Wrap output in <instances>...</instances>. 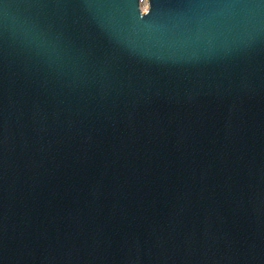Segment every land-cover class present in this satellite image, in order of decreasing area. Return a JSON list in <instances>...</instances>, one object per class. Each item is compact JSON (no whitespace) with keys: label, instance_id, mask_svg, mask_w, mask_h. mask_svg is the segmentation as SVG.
<instances>
[{"label":"water","instance_id":"obj_1","mask_svg":"<svg viewBox=\"0 0 264 264\" xmlns=\"http://www.w3.org/2000/svg\"><path fill=\"white\" fill-rule=\"evenodd\" d=\"M0 264H264V0H0Z\"/></svg>","mask_w":264,"mask_h":264},{"label":"rangeland","instance_id":"obj_2","mask_svg":"<svg viewBox=\"0 0 264 264\" xmlns=\"http://www.w3.org/2000/svg\"><path fill=\"white\" fill-rule=\"evenodd\" d=\"M146 8H147V4H143V5H140V9L142 12H145L146 11Z\"/></svg>","mask_w":264,"mask_h":264},{"label":"built area","instance_id":"obj_3","mask_svg":"<svg viewBox=\"0 0 264 264\" xmlns=\"http://www.w3.org/2000/svg\"><path fill=\"white\" fill-rule=\"evenodd\" d=\"M147 4V0H139V5Z\"/></svg>","mask_w":264,"mask_h":264}]
</instances>
